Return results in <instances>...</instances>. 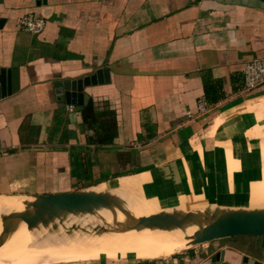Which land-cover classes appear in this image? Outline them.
I'll use <instances>...</instances> for the list:
<instances>
[{
    "label": "crops",
    "instance_id": "0c3cea01",
    "mask_svg": "<svg viewBox=\"0 0 264 264\" xmlns=\"http://www.w3.org/2000/svg\"><path fill=\"white\" fill-rule=\"evenodd\" d=\"M29 14L46 21L40 35L20 25ZM0 18V69L12 72L13 89L0 100V222L26 211L13 196L81 190L118 197L134 220L264 210V84L244 83L246 63L264 59V0H5ZM100 69L110 83L86 88L83 106L92 101L103 122L116 115L108 144L102 129H87L83 106L56 93L58 81ZM128 222L117 208L69 214L42 231L45 247L35 235L25 249L42 246L45 256L89 239L62 236L76 225L95 241L123 240L98 251L119 258L101 264H241L256 252L264 261L254 237L189 251L198 224L151 233L122 230ZM100 227L109 231L92 232ZM222 251L225 261L214 262Z\"/></svg>",
    "mask_w": 264,
    "mask_h": 264
},
{
    "label": "water",
    "instance_id": "95a60500",
    "mask_svg": "<svg viewBox=\"0 0 264 264\" xmlns=\"http://www.w3.org/2000/svg\"><path fill=\"white\" fill-rule=\"evenodd\" d=\"M4 4L5 0H0V6ZM6 23V19L0 18V29ZM110 80V71L108 69H100L94 74L79 79L58 81L56 84L58 100L68 105L81 107L85 103L86 88L110 83ZM12 94V72L0 69V100ZM102 208H117L127 216L130 222L124 226L122 229L124 231L144 228L171 231L175 228H183L188 223H195L200 226V230L193 237L192 247L227 238L254 237L257 239L256 247L259 250H264V210H225L218 208L211 214L207 213L204 219L200 214L195 213L162 212L134 220L131 213L123 207L118 197L93 190L34 197V201L28 204V209L25 212L2 217L4 228L0 236V246L4 244L11 233L14 220L24 221L30 229H34L40 224L47 227L57 218H63L69 214H92ZM204 221L206 226H203ZM75 227L77 228V226ZM55 228L59 229L58 226L53 227V229ZM82 231L84 232L85 230L82 229ZM107 231L109 229L100 227L96 228L94 232ZM261 255V253L256 252L252 258L246 256L241 264H264ZM213 261L217 263L224 262L225 252L222 251L217 254Z\"/></svg>",
    "mask_w": 264,
    "mask_h": 264
},
{
    "label": "rangeland",
    "instance_id": "374dc122",
    "mask_svg": "<svg viewBox=\"0 0 264 264\" xmlns=\"http://www.w3.org/2000/svg\"><path fill=\"white\" fill-rule=\"evenodd\" d=\"M22 223L23 222H21L20 224ZM78 229L80 228L79 227L70 228L69 234L73 235L74 232L78 231ZM53 230L57 232L56 228ZM95 230L96 228H93L92 232H94ZM150 232L152 233L153 230L150 229ZM41 233L44 234V232H42L38 227L34 229H30L28 227V224H25L19 230L17 228L12 230V232L8 236V239H6L4 244L0 246V264H101L103 260L117 262L118 260L116 259H119L118 257L103 258L97 256L98 251L107 248L108 246L106 245H108L107 242L109 241L114 240L116 241L115 243H120L121 241H123L122 239L119 238L109 239L103 237L98 241H95V243H93L89 239H86L83 242H78L72 247H64L58 249L57 251L49 252L45 254V256L43 254L44 249H37L38 247H42V246L34 247L33 249L31 248L29 250H27V248L25 249L27 242L24 239L25 238L27 239L29 236L34 237L36 235L34 239H37L39 241L34 243L35 246L40 244L43 245L44 237L43 239H40ZM50 238L52 239L53 237ZM53 242L55 241L53 240L51 243L48 244H53ZM193 248L194 247H191L190 249ZM187 251L188 250L183 251L182 253H185ZM32 258H34V260H30ZM172 258L174 257L167 258L166 261L172 260Z\"/></svg>",
    "mask_w": 264,
    "mask_h": 264
},
{
    "label": "built area",
    "instance_id": "2783aa9c",
    "mask_svg": "<svg viewBox=\"0 0 264 264\" xmlns=\"http://www.w3.org/2000/svg\"><path fill=\"white\" fill-rule=\"evenodd\" d=\"M20 25L33 35H40L46 26V21L42 17L29 14L19 20ZM244 83L248 90L255 89L264 84V59H254L246 63L244 68ZM208 103L201 100L199 103L200 112L207 110Z\"/></svg>",
    "mask_w": 264,
    "mask_h": 264
},
{
    "label": "trees",
    "instance_id": "16d2710c",
    "mask_svg": "<svg viewBox=\"0 0 264 264\" xmlns=\"http://www.w3.org/2000/svg\"><path fill=\"white\" fill-rule=\"evenodd\" d=\"M81 111L88 130H95V128L96 130H103L104 136L100 138V142H102L103 144H108L109 142L113 141V138H115L117 132V120L116 115L114 113L109 112V114L106 116H109L110 119L106 122H103L102 116L100 115V117L96 113L92 101H90L87 105L83 106ZM190 250L192 249H189V251ZM173 257L177 258L179 257V254Z\"/></svg>",
    "mask_w": 264,
    "mask_h": 264
},
{
    "label": "bare ground",
    "instance_id": "6f19581e",
    "mask_svg": "<svg viewBox=\"0 0 264 264\" xmlns=\"http://www.w3.org/2000/svg\"><path fill=\"white\" fill-rule=\"evenodd\" d=\"M13 197H15V198H18L19 199V202L21 203V205L27 210L28 209V204L29 203H31L32 201H34V198H28V197H17V196H13ZM23 198H27V199H23ZM76 225H74V226H68L66 229H64L63 230V232H62V236H71L68 232L70 231V228H72V227H75ZM48 227V226H47ZM46 226H44V225H42V224H40L39 226H38V228L41 230V231H43L44 229H46L47 228ZM77 227H79L80 229L78 230V231H76V232H74V234L73 235H78V234H84L86 237H88L89 238V240L91 241V242H93V243H95V240L93 239V237H92V235L90 234V232H89V230L87 229V228H85V227H82V226H77ZM3 228H4V224H3V222H0V236H1V233H2V231H3ZM14 229V225H12V230ZM82 229L83 230H85L84 232L82 231ZM148 229H150V228H148ZM7 239H8V237H7ZM141 242L143 243V244H148V245H150V242H149V239L148 238H141ZM45 247V246H44ZM27 250H29V249H27Z\"/></svg>",
    "mask_w": 264,
    "mask_h": 264
}]
</instances>
